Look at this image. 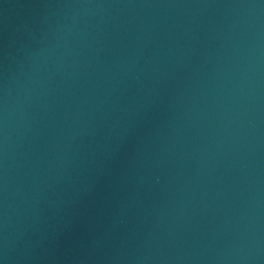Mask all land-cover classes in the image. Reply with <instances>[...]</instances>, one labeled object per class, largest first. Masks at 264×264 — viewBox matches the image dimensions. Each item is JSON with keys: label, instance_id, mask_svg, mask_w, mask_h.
Instances as JSON below:
<instances>
[{"label": "water", "instance_id": "95a60500", "mask_svg": "<svg viewBox=\"0 0 264 264\" xmlns=\"http://www.w3.org/2000/svg\"><path fill=\"white\" fill-rule=\"evenodd\" d=\"M0 264H264V0H0Z\"/></svg>", "mask_w": 264, "mask_h": 264}]
</instances>
